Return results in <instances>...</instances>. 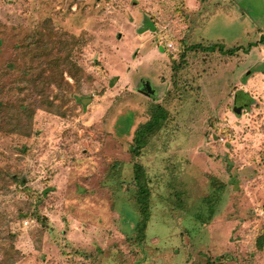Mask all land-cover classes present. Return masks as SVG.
Instances as JSON below:
<instances>
[{"label": "rangeland", "instance_id": "rangeland-1", "mask_svg": "<svg viewBox=\"0 0 264 264\" xmlns=\"http://www.w3.org/2000/svg\"><path fill=\"white\" fill-rule=\"evenodd\" d=\"M144 19L152 43L136 62ZM36 29L56 41L55 79L39 77L57 114L34 107L37 89L18 92L9 63ZM189 30L206 46L257 43L264 0H0V264H264V46L166 59L176 103L160 102L168 120L135 158L150 189L138 239L130 145L154 103L134 94L157 96L170 79L154 36L183 51ZM26 97L32 121L18 109Z\"/></svg>", "mask_w": 264, "mask_h": 264}, {"label": "trees", "instance_id": "trees-1", "mask_svg": "<svg viewBox=\"0 0 264 264\" xmlns=\"http://www.w3.org/2000/svg\"><path fill=\"white\" fill-rule=\"evenodd\" d=\"M50 36V31L45 36L40 29H36L28 41L22 43L17 49H14L15 56L9 63L12 64V71H17L16 89L18 92L28 93V90L31 87L32 90L37 89V91L31 95L32 102L34 101V107L40 109L45 108L47 111L57 114L54 104L47 98L45 93L48 82L40 80L39 77L45 70L50 69L51 72L48 75L50 78L55 79V75L52 74V69L58 65V57L53 53V51L57 46L55 45L56 41H53ZM74 40L76 43L77 38L74 37ZM258 43H264V34L260 36L257 43L250 42L246 47H235L228 50V52L229 54H234L236 51L242 50L246 53L251 47L257 45ZM73 47L74 45L72 46V49ZM64 48H66V46ZM214 48L215 46L209 47L210 50H214ZM219 50L223 51V47H219ZM68 54L69 51H65V55ZM183 57L184 55L181 54L180 58L183 59ZM37 82L41 83L40 88L39 84L37 85ZM36 96L39 98H36ZM27 97H29V95ZM27 97L26 99H18L20 100L18 103V109H21V111L27 115L29 121H32L35 108L30 105V99L28 100V104L27 102L25 103ZM81 103L83 105V101ZM166 118L167 113L162 106H153L149 120L140 124L135 129L130 145V156L133 162L132 167L134 174L133 182L136 187L135 201L139 207V220L137 222L139 240L144 237V230L150 217V189L148 187L149 185H147V174L145 168L141 163L136 162L135 158L140 155L141 150L147 145L149 139L160 130L162 123ZM26 129L28 130L27 134H30L29 132H31V129L28 125L26 126ZM24 190L26 191V189ZM263 239L264 231L260 233L256 240V245L260 248L263 246Z\"/></svg>", "mask_w": 264, "mask_h": 264}, {"label": "crops", "instance_id": "crops-1", "mask_svg": "<svg viewBox=\"0 0 264 264\" xmlns=\"http://www.w3.org/2000/svg\"><path fill=\"white\" fill-rule=\"evenodd\" d=\"M194 0H185V4H186V6L187 5H189V4H191L192 2H193ZM195 4V3H194ZM198 8V11L197 12H199L200 13V9H201V3H199V2H196V6H195V8ZM197 10V9H196ZM195 14V13H194ZM147 27V28H146ZM154 29V26H153V24L152 23H150V21H148L147 22V19H144V21L142 22V27L140 26V27H138V28H136L135 29V32H133L135 35L132 37V40H134L133 42H136L137 44H138V46H137V55L135 56V59H137L136 60V62H140V58H137V57H139V50H142L144 47H145V44H144V42L146 41L147 43H152V38L150 37H148V38H143L142 39V37H141V35H145L146 34V32L148 31V32H150L151 30H153ZM189 34H190V38L188 39V43H186V46H183L182 45V48H183V51L182 50H178V48H177V46L175 47L174 46V43H173V41H175L174 39H173V37H171V36H168L167 37V34L166 35H159V37H158V35H156V36H154L155 38L153 39V40H155V42H156V46H155V49H154V51H156V55H157V57H158V61H159V64L161 65V67H162V71H163V73H168L167 72V70H169V75H170V79L168 80H166V87H165V90L163 91V93H160L159 95H146V96H144V95H140V94H134V98L136 99V100H143V101H145V103H154L151 107H150V109H149V112L151 113V110L153 109V106H155V105H160V106H162L164 109H165V111H166V113H167V118L163 121V123H162V126H161V128H160V130H162L163 128H164V125H165V123L167 122V120H168V115H169V111L160 103L161 101H164V100H166V103H167V105H170V106H173L175 103H176V101H175V98H176V94H175V91H176V89L174 88V86H175V84H176V81H175V79L172 77L173 75V73H174V75L177 73L175 70L173 71V72H170L171 71V69L173 68H170V67H168L167 66V61H166V59L169 61V56L171 55V58L172 59H179L180 60V63L181 62H185V64H188L189 63V61H191L190 59H189V57L187 56V53H189L190 51H193L191 54H193L194 52H195V50H199V51H203V53H206V52H209V53H215V52H218V53H220L222 56H225V58L226 57H231V56H233V55H236V54H238V52L240 51V52H243L242 50H238V51H236L234 54H229V52H228V50H230V49H232V48H235V47H244V46H234V47H231V48H226L225 46H222V44H220V43H213V44H210V45H208V46H206V45H204V44H202V43H191V30H189ZM261 35H263V34H261ZM260 35V36H261ZM260 36H259V38H260ZM172 43V48L171 49H169L168 47H167V44L168 43ZM264 43H258L257 45H255V46H253V47H251L250 48V50L248 51V52H246V53H244L243 52V54L244 55H248L250 52H251V50H254L256 47L257 48H259V46H264L263 45ZM210 46H215V48H214V50H210L209 49V47ZM247 46V45H246ZM245 46V47H246ZM219 47H223V51H220L219 50ZM254 48V49H253ZM189 49V50H188ZM180 52V54L177 56V54ZM186 53V54H185ZM181 54H183L184 55V57H183V59H181L180 58V55ZM257 63L258 64H260V63H264V61L262 60L261 62H260V60L259 61H257ZM130 69V68H129ZM129 69L127 70V71H129ZM258 74H257V76H256V78L258 79V80H261V81H263L264 80V70H260V71H258L257 72ZM178 74V73H177ZM118 78V82L117 83H115V87L114 88H119L120 89V87L121 86H123V88L124 89H126V90H130V88H129V82H128V80L127 79H123V78H121V76L120 75H118V74H115V77L114 78ZM243 81H245V79H243ZM249 81H251V80H249ZM248 81V82H249ZM241 86H243V87H241ZM241 86H239V87H237L236 88V90H240V91H242V92H246V89H244L245 88V84H243V83H241ZM247 86H248V84H247ZM171 95V97H170V99L169 100H167V98L166 97H168V96H170ZM242 95H244V93H242ZM151 96V97H150ZM247 96V95H246ZM172 97H174V100H172ZM239 98V97H238ZM86 100H92V99H90V98H86V99H82V101H83V104L85 103V101ZM133 105H134V107L135 108H137V104L136 103H133ZM150 113H149V117L144 121V122H146V121H148L149 120V118H150ZM235 113H240V111L238 110H235ZM143 122V123H144ZM140 124H142V123H140ZM140 124H137L136 125V127L134 128V131H135V129L140 125ZM159 130V131H160ZM134 131H133V134H134ZM133 137V136H132ZM219 140L220 141H223L224 139L221 137V138H219ZM148 144V143H147ZM147 146V145H146ZM145 146V147H146ZM144 147V148H145Z\"/></svg>", "mask_w": 264, "mask_h": 264}, {"label": "built area", "instance_id": "built-area-1", "mask_svg": "<svg viewBox=\"0 0 264 264\" xmlns=\"http://www.w3.org/2000/svg\"><path fill=\"white\" fill-rule=\"evenodd\" d=\"M172 46H173V45H172V43H171V42L167 44V47H168L169 49H171V48H172Z\"/></svg>", "mask_w": 264, "mask_h": 264}, {"label": "water", "instance_id": "water-1", "mask_svg": "<svg viewBox=\"0 0 264 264\" xmlns=\"http://www.w3.org/2000/svg\"><path fill=\"white\" fill-rule=\"evenodd\" d=\"M238 111V110H237Z\"/></svg>", "mask_w": 264, "mask_h": 264}]
</instances>
